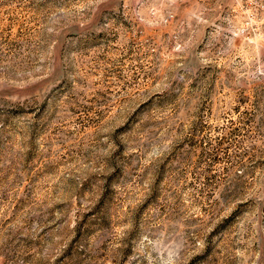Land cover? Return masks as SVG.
I'll return each instance as SVG.
<instances>
[{"label":"rangeland","instance_id":"1","mask_svg":"<svg viewBox=\"0 0 264 264\" xmlns=\"http://www.w3.org/2000/svg\"><path fill=\"white\" fill-rule=\"evenodd\" d=\"M0 264H264V0H0Z\"/></svg>","mask_w":264,"mask_h":264}]
</instances>
